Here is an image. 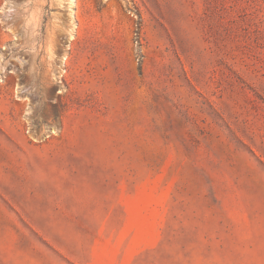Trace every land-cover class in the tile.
Segmentation results:
<instances>
[{
	"label": "rangeland",
	"instance_id": "1",
	"mask_svg": "<svg viewBox=\"0 0 264 264\" xmlns=\"http://www.w3.org/2000/svg\"><path fill=\"white\" fill-rule=\"evenodd\" d=\"M0 264H264V0H0Z\"/></svg>",
	"mask_w": 264,
	"mask_h": 264
}]
</instances>
